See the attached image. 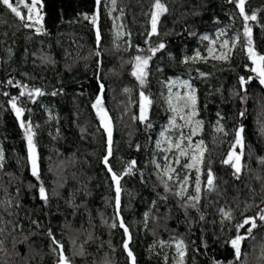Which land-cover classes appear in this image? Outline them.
<instances>
[{
  "label": "trees",
  "instance_id": "obj_1",
  "mask_svg": "<svg viewBox=\"0 0 264 264\" xmlns=\"http://www.w3.org/2000/svg\"><path fill=\"white\" fill-rule=\"evenodd\" d=\"M116 1L129 32L124 45L115 42L105 0L99 6L95 0H42L41 33L24 27L0 5V264H57L59 253L53 249L58 246L52 244L49 230L72 264H131L125 241L136 264H173L158 246L176 239L186 246L184 264H264V221L258 219L264 209V85L251 71L239 9L229 0H162L168 11L160 17L159 35L149 37L154 0ZM20 10L27 14L23 6ZM97 11L98 26L91 23ZM245 12L257 15L248 24L253 48L264 55V0H246ZM221 27L239 36L228 60L185 62L197 51L205 57L208 43L202 36ZM159 43L166 47L149 62L141 85L131 74V61L136 55H150L147 48ZM241 76L252 77L243 89ZM172 77L187 79L197 89L206 144L205 182L208 168L215 176L216 189H203L197 208L183 207L186 199L174 194V184L169 183L172 191H165L153 163L170 116L165 81ZM100 83L112 130L110 164L121 173L126 162L136 161L133 172L120 182L119 216L114 184L102 162L107 133L92 107ZM34 88L44 92L34 103L19 95ZM141 91L153 101L148 112L151 128L134 119L140 115ZM12 97H18V106L25 109L23 119L32 123L39 180L31 174L24 129L9 103ZM240 127L244 147L237 178L222 160ZM41 183L47 201L39 197ZM221 209L231 211L232 219H225ZM120 217L130 241L123 229L111 227ZM245 217H257V227L251 235L246 231L250 225L239 230L247 238L237 260L226 241L237 235L235 225ZM81 247L83 255L76 254Z\"/></svg>",
  "mask_w": 264,
  "mask_h": 264
},
{
  "label": "snow or ice",
  "instance_id": "obj_2",
  "mask_svg": "<svg viewBox=\"0 0 264 264\" xmlns=\"http://www.w3.org/2000/svg\"><path fill=\"white\" fill-rule=\"evenodd\" d=\"M96 5L99 6L101 3V0H95ZM112 5H116V0H111ZM230 3H235L236 7L239 9V13L243 18L244 21V35L248 37L247 40V56L249 60H251L252 64L255 65L251 71L256 73L257 77L259 78V82L261 85H264V55H261L255 51V49L252 46V28L249 26L248 21H256L257 15L255 13H252L251 15L247 14L245 12V3L246 0H229ZM0 5L5 6L7 9H9L17 18L21 20V22L24 24V27L27 28H34L37 33L44 32L43 27V20L44 15H42V9L43 4L42 0H31V3H27V0H15V3L13 0H0ZM23 6L27 10V14L22 13L20 10V7ZM153 11L150 13L151 18V30L148 32V36L151 37L152 35H159L158 32V23L160 21V17L167 13L168 8L165 5V3L162 2V0H154L153 2ZM87 19V16L85 17ZM98 22V12L97 14L93 15L91 18V23L93 25H97ZM193 35L195 33H192ZM223 35V33H221ZM100 32L99 28L97 27L96 30V41L97 45L100 43ZM203 40H208V36H203ZM147 43V41H146ZM212 44H215V41L211 42ZM229 45V41L225 40L223 41L221 47L227 48ZM166 45L164 43H159L157 45H152L147 48V52L150 53V55H136L132 63V75L140 82L141 85H144L148 76V67L149 62L153 58V56L156 55V53L162 49H164ZM231 49H229L230 51ZM139 51H145L143 49H140ZM209 53L213 54L214 49L209 48ZM95 55L99 56L100 53L96 52ZM214 59H227V55L222 53L220 55H214ZM188 59H191L193 62L200 60V59H206L205 57H202L200 52L197 51L194 56L186 58L185 62H187ZM201 75H205L204 73H201ZM252 77H248L246 80L245 77L241 76L239 78V84L241 88H244V85L248 82H250ZM9 84H12V81H8ZM182 87L188 89L184 94L176 93L175 99H173V96L171 95V87H169L168 91L170 93L169 97L167 98V103L169 105V109L172 113L175 115L170 119L169 126L176 128V129H182L184 127H189L190 130L187 134H185L182 130L178 131V134L175 139H172L165 135L167 132V129L161 132V136L164 138L162 141H157V147H160L161 143L167 144V148L163 149L166 152H172L173 150H176L178 153L177 158L175 160L176 164H180V157H187L190 162L184 163L182 165L183 168L186 169H195L197 175L195 177V187H194V194L188 193V176L185 175L183 178H180L178 174H176L175 179L180 180L179 188L175 191V195L180 197L181 199L187 198L185 201V204L183 207L188 208H197V205L199 204L201 200V167L200 165L203 164L204 161V153L206 151V148L203 146V141H199L196 143L195 147L192 146V136L197 134V130L199 129L200 125L202 124L201 121L196 120L193 121V117L197 115L196 112V95H195V89L192 87V85L188 81H180L179 82ZM103 91H104V85L103 83L99 84V94L95 97L94 102L92 103L93 109L96 110V115L99 118L101 122V126L104 127L106 133H107V152L106 155L103 157L102 162L104 163L107 172L110 174V179L112 180L114 184V190L116 193L115 196V207L117 209V215L119 216V209L121 206L120 202V195H121V180L123 178V175L131 174L136 167V161L132 160L130 162H126V168L122 170L121 173H118L117 171H114L112 165L110 164L109 158L112 156V130H111V122L110 118L108 117L107 110L104 107V101H103ZM127 91V89H125ZM52 95H57L56 92L51 93ZM4 95H8V93H4ZM21 97L27 95V98L35 102L34 97L42 96L44 95V92L39 88H34L32 90H29L27 94L24 91H21L19 94ZM18 97H12L9 101L11 104L12 110L15 112L17 119L19 120L20 127L24 129V135L27 141V150H28V160L31 165V174L37 178V180L40 179V173H39V156L36 151V144L34 143V136L35 133L32 130V123L31 121H25L23 119L25 114V109L21 106H18L17 104ZM153 101L152 99L146 95L143 91L140 92V100H139V108H140V115L138 117H134V119H139L141 122H147L146 126L148 128L152 127V124L149 121L148 112L152 105ZM186 109L188 111H186ZM241 116L244 115L243 112L240 113ZM176 116H179L181 120L184 121L183 125H179L176 122ZM219 123V121L217 122ZM195 124V127H191V125ZM218 132H223L224 129L222 127H217L216 129ZM244 129L243 127H240L236 130H234L235 135V141L232 144L230 150L227 152L225 158L222 160V163L225 165H230L234 169L233 175L237 176L239 178V174L242 171V165H241V158L243 156V147H244V137H243ZM227 134V133H225ZM187 142V143H186ZM239 147L241 151L239 153L236 152V148ZM191 152V155H190ZM165 161L169 160L168 156L164 157ZM3 161H4V153L3 150L0 149V168H3ZM261 163H264V158H261ZM155 163V161H153ZM157 169H161L160 164H156ZM173 173H176V169L171 166L170 163H166L163 166L162 172L158 173L161 179V183L164 185V189L166 192L172 191V189L169 187V181L174 180ZM164 177H167V179H164ZM216 189L215 185V176L211 170V168L207 169L206 173V182H205V191H214ZM39 197L40 199L47 201L49 199L48 193L46 188L43 186V183L39 186ZM166 199V197H164ZM264 203V201H262ZM221 212L223 213L225 219L231 220L232 214L231 211H224L221 209ZM147 213H145V216L147 217ZM201 219H203V216H201ZM257 217H245L243 221L237 225H235L237 230V235H235L234 238H230L226 243H229L231 248L234 250L235 258L237 260L240 259L241 256V243L244 241L247 237L240 235L239 230L242 228H245V225H250L246 231L249 235H251L253 229L257 227L256 224ZM258 219L260 221H264V209H261L258 213ZM35 223V222H34ZM120 227L123 229L125 235L128 236V240L130 241L131 236L129 233V228L126 226L124 220L122 217L119 218V224L112 223L111 227L116 228ZM3 229H0V232H2ZM48 235L51 238L52 244L57 245L58 248H54L53 251L58 250V261L57 264H72L71 259L64 254L63 251V245L60 244L59 241H57L52 234L51 230L48 231ZM75 244V241H73ZM162 245L164 244V241L160 242ZM0 244H2V241H0ZM124 249L127 251L128 257L131 259V264H136V258L133 255L132 251L129 249V244L127 241L123 243ZM175 249L178 256L177 264H184V257L186 255V246L182 239L175 241ZM83 255V248L79 250L78 253ZM214 264H223L221 261H214ZM229 264H232V262H229Z\"/></svg>",
  "mask_w": 264,
  "mask_h": 264
},
{
  "label": "rangeland",
  "instance_id": "obj_3",
  "mask_svg": "<svg viewBox=\"0 0 264 264\" xmlns=\"http://www.w3.org/2000/svg\"><path fill=\"white\" fill-rule=\"evenodd\" d=\"M106 4L109 7V12L111 15V18L113 20V31H114V36H115V42L117 45H124L126 43H128V39H129V32L126 28V25L124 24L123 20H122V13L120 11H118L117 6H113L111 0H105ZM27 3H31V0H27ZM117 4V1H116ZM98 12V11H97ZM97 14V13H96ZM98 21H99V12H98ZM98 26V22L97 25ZM221 33H223V35H221ZM203 36H208L209 39L205 40L207 41L208 45H207V55L205 56L206 59H200V60H207V59H213V60H220V61H226L228 60L234 52L235 46L238 43L239 40V36L236 33H232L231 29H229L228 27H221L219 28L214 34L210 35V34H205ZM202 36V37H203ZM229 41V45L227 48L225 47H221L223 41ZM215 41V44H212L211 42ZM209 48H213L214 49V55H220L222 53L227 55V59H214L213 58V54L209 53ZM229 49H231L229 51ZM203 57V56H202ZM255 65H253L254 67ZM256 75V73H255ZM180 81H188L192 87L195 89V95H196V112L197 115L193 117V121L199 120L202 122V124L200 125L199 129L197 130V134L192 136V146L195 147L196 143H198L199 141H203L201 138L202 135V131H203V121L200 118L199 115V110H198V96H197V89L196 87L191 83V81L184 79L182 77H172L169 80L165 81V88H166V95H165V105L169 111V119L167 121V123L165 124L164 128L162 131H164L165 129H167V132L165 133L166 136L175 139L178 131L182 130L185 134H187L190 130L189 127H184L182 129H176L173 127L169 126V121L170 119L175 115L174 113H172L169 109V105L166 102L167 98L169 97L170 93L168 91L169 87H171V95L173 96V99H175V94L176 93H180V94H184L186 91H188V89L184 88L181 86V84L179 83ZM186 111H188L186 109ZM176 122L179 125H183L184 121L181 120L179 118V116H176ZM191 127H195V124L191 125ZM164 138L161 136H159L158 141H162ZM187 143V142H186ZM157 146V145H156ZM203 146L206 148V144L203 141ZM167 148V144L161 143L160 147H157V155L155 158V166L156 164H160L161 165V169H157L158 173L162 172L163 166L166 163H170L172 167H174L176 169V173H173L172 175L174 176V180L169 181L168 183H172L174 184L176 190H178L179 188V184H180V180L175 179L176 174L179 175L180 178H183L185 175L188 176V193L189 194H194V187H195V177L197 175L195 169H186L183 168L182 165L184 163H188L190 162V160L187 157H180V164H176L175 160L177 158L178 153L176 152V150H173L172 152H166L163 149ZM1 149V146H0ZM206 152V151H205ZM191 155V152H190ZM168 156L169 160L165 161L164 157ZM205 156V153H204ZM201 167V188H202V192L203 189L205 187V172H204V161L203 164L200 165ZM164 179H167V177H164ZM202 196V193H201ZM184 199H187L186 197ZM176 240H180V239H176ZM166 243L164 242V244L162 245L161 243L159 244V248L162 249V251L164 252L165 256L167 257V259H172L173 264H177L178 261V256L176 253V249H175V241Z\"/></svg>",
  "mask_w": 264,
  "mask_h": 264
}]
</instances>
